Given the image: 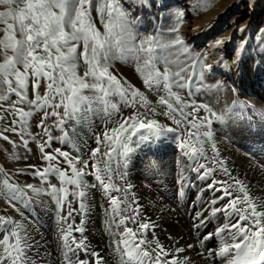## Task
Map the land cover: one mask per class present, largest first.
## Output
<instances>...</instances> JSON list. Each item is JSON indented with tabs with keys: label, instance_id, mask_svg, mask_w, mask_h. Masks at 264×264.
<instances>
[{
	"label": "snow or ice",
	"instance_id": "snow-or-ice-1",
	"mask_svg": "<svg viewBox=\"0 0 264 264\" xmlns=\"http://www.w3.org/2000/svg\"><path fill=\"white\" fill-rule=\"evenodd\" d=\"M183 15L176 14V27L168 32L178 33ZM167 36L161 30L139 32L127 0H0V139L13 149L21 146L30 151V142L39 137L41 160L46 164L27 166L33 169L28 174L40 178L39 185L10 182L13 174L0 167V196L7 198L5 207L20 217L0 214V264H39L30 217L17 207V201L26 207L35 202L27 190L34 197L49 195L60 209L68 206L66 216L61 217L67 224L61 228L65 264H104L99 253L89 252L83 240L71 235L82 229L67 222L77 211L72 202L84 210L93 190H103L108 198L109 228L124 225L115 249L120 264H190L189 257L177 255L185 248L169 251L158 240L152 247L143 238L142 230L150 226L137 224L139 205L134 197L128 200L131 185L117 181L127 175L136 148L167 133H179L180 147L191 161L189 167L197 178L207 179L210 164L223 167L213 142L214 124L227 126L250 106L234 99L218 113L208 103L193 99L204 88L203 70L210 71L212 65L205 64L199 53L190 55L178 34L171 39ZM117 59L134 65L144 88L158 98L155 103L113 73ZM124 109L132 111L125 113ZM258 115L264 121V111ZM157 116L171 120L172 125L161 124ZM56 130L59 135H54ZM54 141L60 146L53 147ZM12 158L20 159L15 152ZM223 171L232 178L226 167ZM19 174L23 170L15 173ZM234 182L236 189L227 180L207 185L221 192L209 203L224 201L210 209L213 215L222 214L224 222L206 234L201 244L219 237L218 251L206 250L212 261L219 258V264H264V200L253 196L243 181ZM117 216H121L118 223ZM126 221L137 224L136 228ZM200 226H206L204 218L196 225ZM80 249L95 260L79 259Z\"/></svg>",
	"mask_w": 264,
	"mask_h": 264
},
{
	"label": "bare ground",
	"instance_id": "bare-ground-1",
	"mask_svg": "<svg viewBox=\"0 0 264 264\" xmlns=\"http://www.w3.org/2000/svg\"><path fill=\"white\" fill-rule=\"evenodd\" d=\"M261 74L257 70L253 76L256 79L263 77L264 71ZM224 75L226 77H223V79L227 82L233 78L232 73L224 71ZM8 135L12 140L18 141V137L12 134ZM54 135L57 134L54 133ZM5 142L3 139H0V167H6L4 168L5 171L13 174L11 175L10 182H16L19 185H39L40 178L28 174L33 169L27 166L35 165L36 168L46 166V164L35 160V148L39 147V144L42 142L40 138L37 137L35 141L30 142V151H23L24 149L21 146L13 149L10 143L6 147ZM92 146L94 147L95 145L93 144ZM217 151L219 153L217 159L223 161V167L228 169L232 178L223 171V167L220 164L212 163L210 164L212 172L208 178L199 179L197 178V174L189 167L191 161L188 159L182 163L179 171L176 170L179 173L177 177L175 175L174 177H162L152 174L147 169L139 175L130 174L132 175V181L135 182L134 185L136 187L134 190L136 192L131 193V195L128 193V200L131 201L134 197L136 204L139 205L137 209L138 214L135 217L136 222L137 224L146 222L150 226L148 230H142L143 238L150 241L152 247L156 246L158 240L169 251H174L175 248H185L184 253L177 255L189 257L190 264H219V258L216 261H212L208 258L206 252L209 248L218 251L221 244L219 237L206 240L201 244V239L206 234L214 232L224 222L222 214L217 213L213 215L210 211L213 207H220L224 201H220L217 205L209 203V201L221 195V192L208 188V184L214 181L227 180L233 186V189H236L238 186L235 185L234 181L235 179H239L247 185L253 196L264 200V161H259L260 158L257 160L242 149L230 145H222ZM13 152L20 157L19 160L12 158ZM158 157L165 159L167 153H163ZM201 162L205 161L202 160ZM138 164H141V162H136L134 166ZM20 170H23L24 174L15 175ZM50 181L59 186L55 178L50 177ZM117 183L125 185V178L117 181ZM40 186L43 187L44 185ZM215 186L217 188L227 187V185L221 184H216ZM154 189L157 191L154 192ZM159 189L168 191L170 200L158 193ZM27 191L29 197L34 198L35 202L30 207H26L24 203L17 201V207L21 211H24L26 216L30 217L28 224L32 229L37 244L39 264H65L61 247L63 243L61 228H66L67 224L61 220V217L66 216L69 210L68 206L65 205L63 209H60L55 199L49 195L41 194L39 197H34L31 190ZM115 194L113 193V195ZM92 198L88 197L84 210H79L78 203L72 202L71 207L77 209V211L73 212L72 217L68 218L67 222L72 223L74 228H81L82 231H73L71 235L77 241L83 240L89 252L96 251L99 253L104 258V264H120V255L115 249L116 241L119 239V232L123 229L124 225H120L119 228L113 225L112 228H109L108 198L105 194L99 201L96 200L97 198ZM69 199L71 200L72 198L69 197ZM6 203L7 198L0 196V214H7L13 216L15 219H20L12 208L5 207ZM132 207H136V205L133 204ZM55 208L59 209L58 212H53ZM123 215L126 214L122 213L121 216ZM121 216L116 217L117 223ZM200 218L205 219L206 226L197 228L196 225L199 223ZM125 223L134 229L137 226V224H132L129 221ZM190 244L193 245L191 249L187 247ZM69 255L71 256L72 253H69ZM78 256L79 259L85 261L95 260L94 257H91L83 249L78 251Z\"/></svg>",
	"mask_w": 264,
	"mask_h": 264
},
{
	"label": "rangeland",
	"instance_id": "rangeland-1",
	"mask_svg": "<svg viewBox=\"0 0 264 264\" xmlns=\"http://www.w3.org/2000/svg\"><path fill=\"white\" fill-rule=\"evenodd\" d=\"M127 6H130L139 32L154 34L161 30L168 33L169 39L178 34L184 45L189 48L190 55L199 53L203 56L205 64L212 65L210 71L203 70L206 77L204 88L193 99L208 103L218 113L231 105L234 99L244 101L250 106L240 110V117L233 116L227 126L214 124L213 142L216 148L230 145L242 149L257 160L260 158L259 161H264V121H261L258 115L260 111H264V75L257 79L253 76L257 70L262 74L264 71V0H127ZM179 12L184 15L178 26V33L168 32L176 27L175 16ZM245 20L247 22L244 23ZM96 23L97 27L103 30L98 20ZM181 59L187 60L188 57L182 56ZM111 70L118 78H123L144 91L153 103L158 99L144 88L134 65L117 59L113 62ZM199 71L197 66V72ZM224 71L232 73L231 81L223 79L226 77ZM124 111L127 113L132 109ZM156 118L161 124L172 125V121L164 116ZM33 131L40 130L33 127ZM54 133L59 135L58 130ZM5 146L8 147L9 142L6 141ZM56 146L60 145L54 141L53 147ZM35 151V160L45 164L41 160L39 147L35 148ZM162 152L167 153L165 159L158 157ZM187 159L180 147L179 133H167L141 145L134 150L126 169L124 184L131 185L128 193L131 195L136 192L131 173L139 175L147 169L162 177H177L180 166ZM136 162H141L142 165L134 166ZM135 167L137 170H134ZM156 191L154 189V192ZM158 193L170 200L168 191L159 189ZM103 196V190H93L89 195L98 201ZM58 210L55 208L53 212Z\"/></svg>",
	"mask_w": 264,
	"mask_h": 264
}]
</instances>
